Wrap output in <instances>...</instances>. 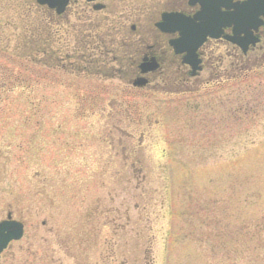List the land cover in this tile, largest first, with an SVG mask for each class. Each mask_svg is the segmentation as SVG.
Segmentation results:
<instances>
[{"label": "rangeland", "instance_id": "obj_1", "mask_svg": "<svg viewBox=\"0 0 264 264\" xmlns=\"http://www.w3.org/2000/svg\"><path fill=\"white\" fill-rule=\"evenodd\" d=\"M14 4L0 2V220L26 231L0 264H264V69L190 102L77 79L19 48Z\"/></svg>", "mask_w": 264, "mask_h": 264}, {"label": "flooded vegetation", "instance_id": "obj_2", "mask_svg": "<svg viewBox=\"0 0 264 264\" xmlns=\"http://www.w3.org/2000/svg\"><path fill=\"white\" fill-rule=\"evenodd\" d=\"M13 1V15L21 26L16 25L17 31L26 34L19 48L34 60L44 53L47 65L77 79L85 75L86 37L95 38L97 44L91 50L110 66L105 75L115 76L110 79L139 94L190 102L240 87L264 69V7L246 35L237 34L235 25H229L228 16L235 12L234 7L229 9L230 0H70L62 12L42 0ZM246 2L231 0V5ZM99 6L103 9L97 10ZM185 30L201 37L194 41L191 56L181 46ZM53 38H58L56 45H51ZM3 77L0 68V86L5 85ZM140 80L145 82L142 87L137 85ZM115 114L125 119L124 111ZM119 147L125 153L123 160H132L131 147L121 141L114 145ZM10 217L14 220L12 211L5 219ZM12 245L2 252L0 261Z\"/></svg>", "mask_w": 264, "mask_h": 264}, {"label": "water", "instance_id": "obj_3", "mask_svg": "<svg viewBox=\"0 0 264 264\" xmlns=\"http://www.w3.org/2000/svg\"><path fill=\"white\" fill-rule=\"evenodd\" d=\"M43 2L62 11L67 6L69 0H43ZM23 235L24 227L20 223L3 222L0 224V253L7 248L10 242L21 240Z\"/></svg>", "mask_w": 264, "mask_h": 264}, {"label": "trees", "instance_id": "obj_4", "mask_svg": "<svg viewBox=\"0 0 264 264\" xmlns=\"http://www.w3.org/2000/svg\"><path fill=\"white\" fill-rule=\"evenodd\" d=\"M89 43H87V46H94V43L92 42V39L89 38ZM86 61H88V59H86ZM237 235L239 237H242V232H241V229L237 231ZM243 238V237H242ZM246 254H254L253 251H252V247L251 246H247L246 247V250L244 251Z\"/></svg>", "mask_w": 264, "mask_h": 264}]
</instances>
